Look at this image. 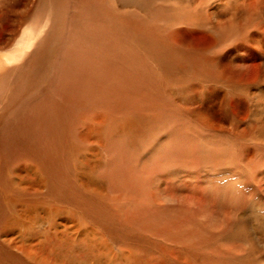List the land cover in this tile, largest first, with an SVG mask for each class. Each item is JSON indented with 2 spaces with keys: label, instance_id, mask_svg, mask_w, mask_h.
Masks as SVG:
<instances>
[{
  "label": "rangeland",
  "instance_id": "rangeland-1",
  "mask_svg": "<svg viewBox=\"0 0 264 264\" xmlns=\"http://www.w3.org/2000/svg\"><path fill=\"white\" fill-rule=\"evenodd\" d=\"M235 1L0 0L1 130L114 230L134 195L172 196L116 229L146 264H264V22L242 43L257 0ZM97 159L104 197L74 179Z\"/></svg>",
  "mask_w": 264,
  "mask_h": 264
},
{
  "label": "bare ground",
  "instance_id": "bare-ground-1",
  "mask_svg": "<svg viewBox=\"0 0 264 264\" xmlns=\"http://www.w3.org/2000/svg\"><path fill=\"white\" fill-rule=\"evenodd\" d=\"M230 1H233L237 7L243 5L246 7L244 1L241 3ZM261 5V0H257L255 6L249 7L251 9L248 17L249 25L242 32L244 44H249L246 28L256 22H264V4L263 7ZM214 24L217 29L210 30V34L214 37L217 46L223 44L221 38L230 39L234 36L235 27L231 24L224 28L217 19ZM193 57L199 58L200 53H195ZM12 59V56L5 57L7 62ZM263 59L260 66L264 69ZM237 88L240 87H233V89ZM14 124L11 119V123L9 122L6 127L7 130L0 128V264H146L147 254H140L135 248L133 249L128 242H125L127 241L125 235L122 236L117 230L126 229L132 224H142L148 215L159 214L158 206L151 211L152 201L156 205L164 204L167 207L174 205L175 199L158 189L153 198L148 195H134L131 205L119 211L113 209L115 218L112 216L111 219L117 229L115 231L110 221L94 220L89 213L84 212L82 205L69 202L64 191L60 189L65 183L50 170L51 164L48 158L40 155L43 151H35V145L26 146L28 148L26 150L24 146L22 149L18 145L14 146L12 137L17 129ZM100 161V159L94 160L90 165L78 162L75 166L74 179L86 192L104 197L107 195L104 187L94 185L96 181L94 176ZM99 179L103 184L101 177ZM57 203L68 205L63 208Z\"/></svg>",
  "mask_w": 264,
  "mask_h": 264
}]
</instances>
